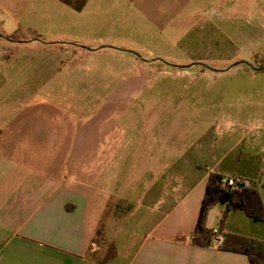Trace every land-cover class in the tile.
<instances>
[{
	"label": "crops",
	"instance_id": "crops-1",
	"mask_svg": "<svg viewBox=\"0 0 264 264\" xmlns=\"http://www.w3.org/2000/svg\"><path fill=\"white\" fill-rule=\"evenodd\" d=\"M197 12L244 28L246 12L264 19V0H0V42L127 58ZM17 33L24 42L5 37ZM253 106L256 115L226 118L229 129L240 127L228 150H120L112 132L95 150H75L82 132L55 145L23 144L0 130V264H250L192 235L211 173L251 181L264 203V103L243 111ZM107 142L114 150H103ZM225 208L210 211V229L264 241V222L243 211L222 225Z\"/></svg>",
	"mask_w": 264,
	"mask_h": 264
},
{
	"label": "rangeland",
	"instance_id": "rangeland-1",
	"mask_svg": "<svg viewBox=\"0 0 264 264\" xmlns=\"http://www.w3.org/2000/svg\"><path fill=\"white\" fill-rule=\"evenodd\" d=\"M253 13L238 28L197 12L157 31L137 57L2 41L0 130L23 144L55 145L82 132L75 150H95L109 132L120 150H228L240 127L229 129L226 118L256 115L244 106L264 103V69L246 66H264V19ZM189 66L204 72L184 74Z\"/></svg>",
	"mask_w": 264,
	"mask_h": 264
},
{
	"label": "trees",
	"instance_id": "trees-1",
	"mask_svg": "<svg viewBox=\"0 0 264 264\" xmlns=\"http://www.w3.org/2000/svg\"><path fill=\"white\" fill-rule=\"evenodd\" d=\"M5 37L11 41L24 42V37L18 33ZM230 178L218 173L209 175L198 222L192 235V241L196 245L209 246L213 243V229L207 223L210 211L219 204L226 207L222 214V225L231 211H243L249 217L264 222V203L259 191L253 187H245L243 179L237 177H234L236 183L231 186L228 182ZM221 248L245 254L250 264H264V241L227 234Z\"/></svg>",
	"mask_w": 264,
	"mask_h": 264
},
{
	"label": "built area",
	"instance_id": "built-area-1",
	"mask_svg": "<svg viewBox=\"0 0 264 264\" xmlns=\"http://www.w3.org/2000/svg\"><path fill=\"white\" fill-rule=\"evenodd\" d=\"M228 182H229V185H231V186L234 185V184L236 183L234 177H231V178L228 180ZM242 183H243V185H244L245 187H252V182L249 181V180H245V179H243ZM224 241H225V235H224V234H223L218 228L213 229V238H212V242H213L214 244H216L217 247L221 248L222 245H223V243H224Z\"/></svg>",
	"mask_w": 264,
	"mask_h": 264
},
{
	"label": "flooded vegetation",
	"instance_id": "flooded-vegetation-1",
	"mask_svg": "<svg viewBox=\"0 0 264 264\" xmlns=\"http://www.w3.org/2000/svg\"><path fill=\"white\" fill-rule=\"evenodd\" d=\"M247 67H249V68H251V69H253V70H263V67L262 68H256V67H253V66H251V65H246Z\"/></svg>",
	"mask_w": 264,
	"mask_h": 264
},
{
	"label": "water",
	"instance_id": "water-1",
	"mask_svg": "<svg viewBox=\"0 0 264 264\" xmlns=\"http://www.w3.org/2000/svg\"><path fill=\"white\" fill-rule=\"evenodd\" d=\"M133 54L136 55V56H138V55H137L136 53H134V52H133ZM263 69H264V67H263Z\"/></svg>",
	"mask_w": 264,
	"mask_h": 264
}]
</instances>
